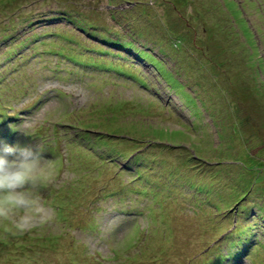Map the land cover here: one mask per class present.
Wrapping results in <instances>:
<instances>
[{"label":"rangeland","instance_id":"obj_1","mask_svg":"<svg viewBox=\"0 0 264 264\" xmlns=\"http://www.w3.org/2000/svg\"><path fill=\"white\" fill-rule=\"evenodd\" d=\"M255 22L264 41V0H0V148L50 165L0 264H216L234 229L233 264H264Z\"/></svg>","mask_w":264,"mask_h":264},{"label":"clouds","instance_id":"obj_2","mask_svg":"<svg viewBox=\"0 0 264 264\" xmlns=\"http://www.w3.org/2000/svg\"><path fill=\"white\" fill-rule=\"evenodd\" d=\"M128 50L124 54L130 60H135V63L130 66L138 73L136 67V65L139 66L136 63L138 59L135 57V53L132 52V48ZM131 55L134 56L133 59H131ZM58 92L62 91L58 90ZM4 144L5 146L0 148V219L11 218L17 212L22 211L24 214L18 217L16 223L18 228L25 230L31 226L34 219L33 214L40 211L39 197L34 189L39 178L50 171V165L48 161L42 160L39 151H34L30 147L12 146L6 140ZM217 244L218 241L215 245H211V248ZM223 256L225 259H223ZM217 259L216 264H222L224 261L233 264L235 258L227 250V246H224ZM227 259L228 261H226Z\"/></svg>","mask_w":264,"mask_h":264},{"label":"trees","instance_id":"obj_3","mask_svg":"<svg viewBox=\"0 0 264 264\" xmlns=\"http://www.w3.org/2000/svg\"><path fill=\"white\" fill-rule=\"evenodd\" d=\"M243 24L245 25V28H247V26H249V27H251V25H249L248 24V22L246 21V20H243ZM254 26H255V30H256V33H254V35L256 36H258V38L256 39V41L257 40H259L260 42H261V44L262 45H264V41H263V38H262V35H261V32H262V29L261 28H259L258 26H257V23L255 22L254 23ZM246 32H248L249 33V31L246 29ZM260 33V34H259ZM34 36V35H33ZM8 37H9V35H7L6 36V38L8 39ZM261 38H262V40H261ZM99 42H102V41H99ZM110 44L112 45V46H117V47H120V48H123V49H125L124 47V45L122 44V43H120V42H110ZM260 46V45H259ZM88 50V49H87ZM11 51V49H8L7 51H6V53L5 54H8L9 52ZM51 51V50H50ZM129 51V50H128ZM119 55H124L123 53H119ZM125 56V58L127 59L128 58V56L127 55H124ZM263 61V60H262ZM155 64V63H154ZM156 65V64H155ZM157 66V65H156ZM136 67L139 69V66H137L136 65ZM159 68V67H158ZM258 70L261 72V73H263L262 75L264 76V62H259V64H258ZM132 78V77H131ZM133 79V78H132ZM180 81H182L180 78H178ZM183 82V81H182ZM190 117H191V119H193L192 118V115L190 114L189 115ZM184 120V119H183ZM186 122V121H185ZM161 130H166V131H169V130H171L170 128H166V129H161ZM156 133L158 134V133H160L159 132V129L156 131ZM169 133V132H168ZM174 134V139L175 138H177L178 136H187V135H176L175 133H173ZM172 134V135H173ZM137 163H138V160L136 161ZM139 168L137 169L139 172L142 170L141 168H142V166H138ZM239 202V201H238ZM235 210V212H236V214H237V208L236 209H234ZM244 213H246V211H245V209H244ZM246 217H248L247 215H245ZM249 217H252V218H254V217H256V216H253V213L249 216ZM246 220V219H245ZM246 222H248V220H246ZM249 231H250V229H249ZM239 232V230H236V229H234V230H230V231H225L224 233H223V235L222 234H220L219 235V238L217 239V241H218V244H222V245H225V246H227V250L230 252V253H232V255H233V257L235 258V259H240V258H246V256H248V254H249V251H250V248H251V240H250V238H246L248 235L246 234L245 236H244V239H242V238H240V240L237 238V233ZM241 232L242 233H251V231L250 232H246L245 231V229H242L241 230ZM246 238V239H245ZM263 238H264V235H263ZM226 239H228L229 240V242H225V240ZM216 240V239H215ZM256 241H257V243L258 242H260V238H258V239H256ZM253 242V241H252ZM264 246L263 245H261V248H263ZM256 249H257V247H256ZM223 259H225V257L223 256Z\"/></svg>","mask_w":264,"mask_h":264}]
</instances>
